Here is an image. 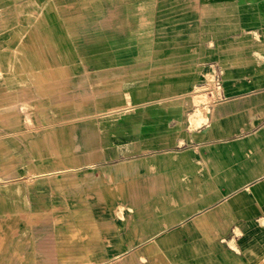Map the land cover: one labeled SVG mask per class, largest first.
<instances>
[{
  "label": "crops",
  "instance_id": "crops-1",
  "mask_svg": "<svg viewBox=\"0 0 264 264\" xmlns=\"http://www.w3.org/2000/svg\"><path fill=\"white\" fill-rule=\"evenodd\" d=\"M93 257L264 264V0H0V264Z\"/></svg>",
  "mask_w": 264,
  "mask_h": 264
},
{
  "label": "rangeland",
  "instance_id": "rangeland-1",
  "mask_svg": "<svg viewBox=\"0 0 264 264\" xmlns=\"http://www.w3.org/2000/svg\"><path fill=\"white\" fill-rule=\"evenodd\" d=\"M208 87V86H207ZM204 88V89H203ZM202 90L203 91H200L199 94H200V100L201 101H208V90L206 88V85H203L202 86ZM206 96V97H205ZM89 260H92V264H96L97 262H100V259L97 258V257H93V258H90Z\"/></svg>",
  "mask_w": 264,
  "mask_h": 264
},
{
  "label": "built area",
  "instance_id": "built-area-1",
  "mask_svg": "<svg viewBox=\"0 0 264 264\" xmlns=\"http://www.w3.org/2000/svg\"><path fill=\"white\" fill-rule=\"evenodd\" d=\"M212 83H213V86H214L215 88H218V87L220 86V81H219L218 78H217V79H213V80H212Z\"/></svg>",
  "mask_w": 264,
  "mask_h": 264
}]
</instances>
